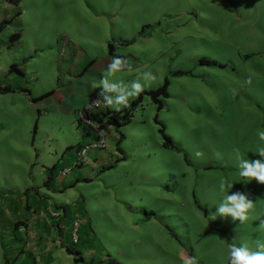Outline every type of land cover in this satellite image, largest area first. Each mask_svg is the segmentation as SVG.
<instances>
[{
	"label": "rangeland",
	"instance_id": "rangeland-1",
	"mask_svg": "<svg viewBox=\"0 0 264 264\" xmlns=\"http://www.w3.org/2000/svg\"><path fill=\"white\" fill-rule=\"evenodd\" d=\"M238 1L256 6L253 15L227 26L225 16L224 34L216 37L211 32L216 30L214 25L222 12H212L217 16L209 17L205 10L209 0H152L146 4L143 0L142 5H149L143 16L148 19L140 27L126 26L113 32L117 35L123 30L127 39L140 38L118 48L122 46L124 54L139 56L144 63L141 73L151 71L157 79L141 93L142 101L131 121L117 126L124 134L121 149L126 159L110 168L107 161L94 169H86V162L79 165L78 130L68 136L70 130L62 127L60 120L59 130L45 121L43 135L41 128L35 134L32 121L24 118L29 108L22 95L4 102V108L10 109L5 111L17 116L18 132L15 142L2 140L0 144V264L5 262L3 248L10 229L9 216L14 213L6 214L4 207L10 198H18L26 183H42V161H33L31 172L26 161L35 154L40 159H46L45 154L50 157L57 141L59 145L70 141L76 145L71 148L75 155L71 172L79 178L85 173L91 179L67 189L71 196L66 202L73 205L75 199L82 198L91 217V224H82L79 210L83 206L79 202L71 212L74 215L75 210L78 217L76 230H90L91 225L92 230L99 231L111 259L125 264H185L194 258L195 264H229V245L247 243L251 251L257 250L255 242L264 241V184L239 176L238 154L245 160L264 159L256 153L257 147L264 145L258 135L264 131V88L257 84L264 75H254L250 85H242L232 73L242 79L244 65L264 67V54L255 59L252 53L248 55V48L253 52L264 49V32H259L264 22L258 18L264 16V3L232 0L234 4ZM83 31L88 33L86 28ZM111 33L109 30V41ZM90 35L91 43L85 44L93 55L100 51L102 42L93 32ZM254 37L260 40L250 44ZM28 61L27 79L37 59ZM50 63L45 59L39 66L49 69ZM165 79H169L168 96L158 110L148 91L161 86ZM119 80L118 74L111 79L113 83ZM140 82L146 83L142 78ZM137 98L130 99V104ZM114 111L112 118L118 116ZM155 117L178 149L163 146ZM95 151H88V161ZM30 179L33 181L27 182ZM222 179L233 183L227 194L241 191L253 200L255 210L245 222L216 212L225 195L220 191ZM39 189L42 194L55 193L43 186Z\"/></svg>",
	"mask_w": 264,
	"mask_h": 264
},
{
	"label": "crops",
	"instance_id": "crops-1",
	"mask_svg": "<svg viewBox=\"0 0 264 264\" xmlns=\"http://www.w3.org/2000/svg\"><path fill=\"white\" fill-rule=\"evenodd\" d=\"M142 1L0 0V47L2 48L0 50L2 54L4 53L0 62V144L2 140H5L4 143L8 141L9 144L10 140L14 142L16 140L17 116L10 115L5 111L10 109L3 106L9 97L15 101L16 94L22 95L23 101L28 105L30 112L27 110L24 118L27 117L32 121L35 134L41 128L39 131L41 136L43 135L42 126L45 121L51 122L52 127L59 130L60 120L62 127L65 126L70 130L68 136L74 135L75 130H78L80 139L76 145L93 140V132L77 122V112L92 96L100 94L102 87L100 81L107 75L108 63L113 57L121 56L132 65L131 73L127 67L118 73L127 84L137 78V73L144 70V63L140 61L139 56L124 54L121 52L122 46L118 48L121 45L119 41L127 39L124 31L121 29L122 31L117 35L113 33L126 26L140 27V24L148 19L146 17L144 19L143 16L144 8H149V5H142ZM149 1L152 2V0H144V3ZM261 2L264 3V0ZM257 5L259 8L262 7L260 2ZM254 7L256 6L253 4L239 1L234 4L232 0H209V4L206 2L205 5L209 17L217 16L212 12H222L217 16L216 20L219 22L214 25L216 30L211 32V35L216 37L219 33L224 34L222 26L225 16L226 26L233 21L241 23L242 17L248 18L253 15ZM258 18L262 23L264 22V16ZM208 20L206 19L205 22ZM206 26L204 25L205 28ZM83 28H86L88 33H85ZM109 30H112L111 41H109ZM91 32L98 41L102 42L100 51L93 55L91 47L85 44L87 41L91 43ZM259 32L262 34L264 28L260 27ZM139 39L135 38L134 42ZM258 40L260 39H252L250 44H255ZM110 43L113 45V53L109 51ZM248 50H250L248 55L252 53L251 57L254 59L264 54V49L254 52L250 48ZM5 56L8 58L7 61ZM35 58L37 64L31 66L30 78L27 79L26 71L30 63L28 60ZM45 59L51 62L49 69L39 66ZM244 67L242 79L238 77L240 75L232 73L242 85L243 83L250 85L254 75H264V67L253 65H244ZM115 78L108 77V80L113 83L111 79ZM93 83L97 87H93ZM257 84L264 88V77H260ZM113 110L114 108L103 100V111ZM110 117L103 118L100 112L95 113V118L101 120L106 130L107 144L105 148L90 154L92 157L87 160V164L85 163L86 169L89 167L94 169L100 162L103 165L107 161L109 166L126 159L121 149L122 139L117 147L119 133L122 132L117 128L113 118L118 117ZM44 137L47 138V135L45 134ZM49 137L51 136H48V139ZM71 142L59 145L57 141L53 153H49L50 157L45 154L47 158L40 159L35 154L26 161L30 172L33 161L36 159L42 161L40 169L42 183L36 186L26 183L25 190L19 192L18 198L16 197L15 201L10 198L4 207L6 214L11 215L14 212L11 218L9 216L10 229L7 230L6 248H3L4 264H107L110 262L111 252L105 245V239L101 237L99 231L92 230L91 225L90 230H77V240L74 239L73 231L79 224L75 226L78 217L75 215V210L74 215H71L72 210L80 202L83 206V210L81 209L83 214L79 210L82 224H91V217L82 198L75 199L73 205H70V201L66 202L69 198L67 196H71L68 190H72L80 180L91 179L85 173L81 178L77 173L73 175L71 171L66 174L59 173L61 169L69 167L75 157L71 148L76 145ZM29 181L33 180L27 182ZM42 186L55 193L52 196L47 193L42 194L39 189ZM31 196L37 199L31 200ZM22 207L24 210L20 209ZM3 234L4 232L1 234L2 237ZM69 250L77 251L78 254ZM20 261L22 263H19ZM116 262L125 264L118 260Z\"/></svg>",
	"mask_w": 264,
	"mask_h": 264
},
{
	"label": "clouds",
	"instance_id": "clouds-1",
	"mask_svg": "<svg viewBox=\"0 0 264 264\" xmlns=\"http://www.w3.org/2000/svg\"><path fill=\"white\" fill-rule=\"evenodd\" d=\"M127 67L129 73H131L132 65L127 60L121 57H113L107 65V75L100 81L101 91L100 96L107 103V105L113 107L116 111H120L122 108L130 107V99L138 97L144 92L145 87H150L152 82H155L157 77L151 71L137 73V78L133 80L130 85L119 80V82L110 83L108 77H117L118 73ZM141 78L146 82L142 84ZM93 87H97L93 83ZM111 93L112 95H109ZM260 141H264V131L259 132ZM256 153L264 158V145H260L256 149ZM197 156L200 153H196ZM239 167L241 171L239 176L248 180L255 179L258 183L264 184V159L245 160L239 157ZM233 188V183L227 180H221L220 191L224 193V199L217 208L219 216L228 217L231 216L233 221L239 220L241 223L245 222L249 218L250 211L255 210V205L248 194L236 191L232 194H227L228 189ZM212 220L216 219V216L212 215ZM256 251H251L247 243L240 247L236 245H229L230 255L228 257L229 264H264V241L257 240L255 242ZM185 264H195L194 258L188 260Z\"/></svg>",
	"mask_w": 264,
	"mask_h": 264
},
{
	"label": "built area",
	"instance_id": "built-area-1",
	"mask_svg": "<svg viewBox=\"0 0 264 264\" xmlns=\"http://www.w3.org/2000/svg\"><path fill=\"white\" fill-rule=\"evenodd\" d=\"M103 112V98L98 94L91 97L87 104H85L77 112V122L80 126L87 127L93 132V140L87 141L79 145L76 149L79 165L87 162L86 155L90 150H99L105 148L107 144V133L101 120L95 118V113ZM105 116H103L104 118ZM72 170V167L61 169L62 174H66ZM78 224L75 222V226ZM74 239L77 240V230L73 231Z\"/></svg>",
	"mask_w": 264,
	"mask_h": 264
},
{
	"label": "trees",
	"instance_id": "trees-1",
	"mask_svg": "<svg viewBox=\"0 0 264 264\" xmlns=\"http://www.w3.org/2000/svg\"><path fill=\"white\" fill-rule=\"evenodd\" d=\"M119 42L121 43V45H128L130 43H133L134 40L133 39H122ZM109 51L111 53H113L112 52L113 51V45L111 43L109 44ZM118 57H121V56H118ZM168 85H169V79H165V81L163 82V84L161 86L157 87L156 89L148 91L149 94L151 95L152 100L155 102V105H156L158 110L163 107V100L162 99L168 96ZM140 101H142V94H140L138 96L137 100L133 101L130 104V107L123 108L120 111H114V113L117 114L118 116L121 115V117H120L121 120H119L118 118L117 119L113 118L116 126L123 125V124H126V123L131 121L133 113L137 109V107H138L137 105H138V103H140ZM111 114H112V111H103L101 115L105 116L108 119L111 116ZM110 118H112V116ZM155 122L157 124H160L159 132L163 138V143H162L163 146H165L167 148L178 149V147L172 143L173 142L172 139L166 134L164 126L158 121L157 117H155ZM119 136H120V139L117 143V147L119 146L121 139H123L122 133H119ZM112 166H114V164L107 166V168H110ZM69 251H71L74 254H78L77 251H73V250H69ZM89 264H93V263H89ZM96 264H101V263H96ZM107 264H118V262H116V260H114V259H110V262Z\"/></svg>",
	"mask_w": 264,
	"mask_h": 264
}]
</instances>
